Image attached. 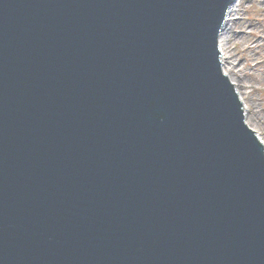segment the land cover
Masks as SVG:
<instances>
[{"label": "water", "instance_id": "water-1", "mask_svg": "<svg viewBox=\"0 0 264 264\" xmlns=\"http://www.w3.org/2000/svg\"><path fill=\"white\" fill-rule=\"evenodd\" d=\"M232 3L0 0V264H264Z\"/></svg>", "mask_w": 264, "mask_h": 264}, {"label": "rangeland", "instance_id": "rangeland-1", "mask_svg": "<svg viewBox=\"0 0 264 264\" xmlns=\"http://www.w3.org/2000/svg\"><path fill=\"white\" fill-rule=\"evenodd\" d=\"M234 2L235 0H233ZM232 5L229 6V9ZM238 12L230 25L235 36L234 39L239 38L232 44L233 56L236 60L238 58V65H232V72L235 73L234 79L236 80L233 81L230 75L226 74L234 86L239 80L242 83L241 86L245 88V101L238 95L244 105L246 123L256 132L257 129L260 130V127L255 122L253 110L264 122V0H242V6ZM226 20L224 24H226ZM222 69H224L223 65ZM246 101L248 104L245 103ZM246 105H248V110H246ZM262 132L264 136V131ZM262 144L264 143L262 142Z\"/></svg>", "mask_w": 264, "mask_h": 264}, {"label": "bare ground", "instance_id": "bare-ground-1", "mask_svg": "<svg viewBox=\"0 0 264 264\" xmlns=\"http://www.w3.org/2000/svg\"><path fill=\"white\" fill-rule=\"evenodd\" d=\"M234 3L228 11L226 24H224V26H223L221 36L219 39V46H220V49H221L222 54H223V55L221 54V61H222V65L224 68L223 70H224L225 74L228 73L230 75V77L233 79V81L236 80V79H234V77H236V75H235V73L232 72V69H233L232 65H236V66L238 65V63H237L238 58L236 60L233 56L234 52H233L232 44L235 43L236 41H238L239 38L234 39L235 36L232 33V26L230 27V25L232 24V20L239 13L238 11L240 9V6H242V0H235ZM229 21H231V22L229 23ZM241 85H242V83L239 80H237V82L235 83V88H236L238 94L243 99V101H245V98H244V93H245L244 89L245 88L242 87ZM247 102L248 101H246L245 103H247ZM247 107H248V105H246V110H248ZM253 111L255 112V113L252 112V114L255 115V117H254L255 122L260 127L259 128L260 130H258V129L256 130V134H257L258 138L260 139V141L264 143V136H263V132H262V131H264V127L262 128V126H264V122H263V120L260 119V117L258 116V113L255 110H253Z\"/></svg>", "mask_w": 264, "mask_h": 264}]
</instances>
